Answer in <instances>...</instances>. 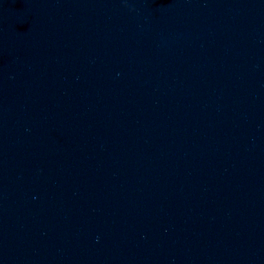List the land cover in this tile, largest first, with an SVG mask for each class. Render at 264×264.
<instances>
[{
  "label": "water",
  "instance_id": "1",
  "mask_svg": "<svg viewBox=\"0 0 264 264\" xmlns=\"http://www.w3.org/2000/svg\"><path fill=\"white\" fill-rule=\"evenodd\" d=\"M0 264H264V0H0Z\"/></svg>",
  "mask_w": 264,
  "mask_h": 264
}]
</instances>
